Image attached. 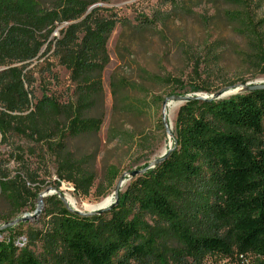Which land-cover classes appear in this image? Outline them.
I'll return each mask as SVG.
<instances>
[{"label": "trees", "instance_id": "1", "mask_svg": "<svg viewBox=\"0 0 264 264\" xmlns=\"http://www.w3.org/2000/svg\"><path fill=\"white\" fill-rule=\"evenodd\" d=\"M112 1L0 0V143L17 155L25 150L14 140L36 145L30 152L49 154L59 182L82 198L97 180L88 165L96 153L79 158L70 146L96 138L103 124L107 44L123 21L97 5ZM225 1L237 8L227 20L261 60L264 22L252 11L264 0ZM49 53L75 86L65 102L47 86L58 81ZM146 109L140 102L124 106L133 113ZM174 143L170 155L132 179L118 205L102 215L81 217L57 196L45 199L41 229L0 236V264H264V90L188 101L178 111ZM24 173L37 183L32 170ZM119 175L110 166L99 195L112 190ZM26 184L22 174L0 177L13 216L41 192ZM37 243L41 253L32 248Z\"/></svg>", "mask_w": 264, "mask_h": 264}, {"label": "rangeland", "instance_id": "2", "mask_svg": "<svg viewBox=\"0 0 264 264\" xmlns=\"http://www.w3.org/2000/svg\"><path fill=\"white\" fill-rule=\"evenodd\" d=\"M97 7L103 14H116L123 24L116 26L107 44L110 64L102 75L104 118L100 132L89 142L70 146L79 158L96 153L88 164L97 177L95 186L88 198H82L76 195L72 185L59 182L54 159L49 154L39 150L30 152L36 145L14 140L16 147L22 146L25 150L23 155H17L15 147L0 143V177L22 174L30 192L41 190L37 198H30V205L15 216L10 203L0 194V227L41 209L36 219L12 227L15 231L0 234L2 237L43 227L47 206L38 208V203L40 195L48 189L52 190L47 198L60 193L67 201L68 198L74 200L78 211L83 213L95 211L84 209L100 207L109 197L113 202L114 189L124 174L142 170L173 146L174 138L167 136L162 123L166 98L210 97L225 91L222 99H226L242 86L264 84V58L257 59L249 40L227 20V13L237 8L225 0H117ZM252 12L258 21L264 22V1L256 3ZM53 36L58 37L59 30ZM51 53L46 58L53 64L58 81L48 80L47 86L51 94L65 102L75 86L70 81V73L58 65ZM126 85H133L135 89ZM138 102L147 104L144 114L124 111L126 104ZM170 105H175L171 119L168 107V120L170 126L173 122L171 130L175 136L176 119L183 103L172 101ZM116 132L122 138H115ZM110 166L116 167L120 175L115 187L101 196L104 186L99 191L97 188L103 184ZM26 168L32 170L30 178L37 183L27 180ZM131 180L126 177L122 193ZM4 218L10 220L4 221ZM19 238V245L24 246L26 236ZM32 248L41 253L39 243Z\"/></svg>", "mask_w": 264, "mask_h": 264}, {"label": "water", "instance_id": "3", "mask_svg": "<svg viewBox=\"0 0 264 264\" xmlns=\"http://www.w3.org/2000/svg\"><path fill=\"white\" fill-rule=\"evenodd\" d=\"M235 89H237V87ZM259 90H264V84H254V85L242 86L241 89H238V92L236 94L251 93V92H255V91H259ZM224 92L215 93V94L211 95L210 97H208V96H194V97L171 96V97L166 98L165 101L163 102V107H162V123H163V126L165 128L167 136L169 138H174V134L171 130V126H170V123L168 120V107L172 101L182 102L183 104L187 103L188 101L210 102L213 100L222 99V96L225 94ZM174 144L176 145V143H174ZM172 150H173V146L170 147V149L162 157H160L157 160L150 163L145 169L124 174L114 189V193H113L114 194V201L111 202L109 205H103L102 204L100 207H98L93 212L83 213L81 211L75 210L74 208H72L68 204V201L66 200V198L62 194L57 193V196L65 204L67 209L75 215H79V216L85 217V218L102 215L105 212L110 211L111 209L115 208L118 205L119 194L121 192V189L123 187L124 182L126 181V177L134 179L140 175L145 174L148 170L154 169L156 166H158L161 162H163L170 155ZM51 190L52 189H48L45 193L41 194L40 198H43V199L47 198V196ZM40 205H41V208H42V206H44L43 200L40 201ZM40 213H41V209L37 210L31 216L28 215V216H25L23 218H19L17 220H14L12 222H7L4 226L0 227V231L6 230L8 228H12V227H14L20 223H23V222H28V221H30V219H36L40 215Z\"/></svg>", "mask_w": 264, "mask_h": 264}, {"label": "bare ground", "instance_id": "4", "mask_svg": "<svg viewBox=\"0 0 264 264\" xmlns=\"http://www.w3.org/2000/svg\"><path fill=\"white\" fill-rule=\"evenodd\" d=\"M170 107H169V110H170V119L172 118V114H173V112H174V110H175V105H169ZM172 128H173V122H172V126H171ZM125 184H126V182H124V184H123V187L125 186ZM69 192V191H68ZM68 197H71V196H68ZM45 199V198H44ZM41 200H43V198H40L39 199V203H38V208L41 206L40 205V201ZM68 202L72 205V208H74V209H77V210H79V208L77 207V205H76V203H75V201L74 200H72V199H69L68 198ZM112 202V197H109L105 202H104V204L103 205H109L110 203ZM98 207H87L86 209H84V210H89V211H92V210H95V209H97ZM84 210H82V211H84Z\"/></svg>", "mask_w": 264, "mask_h": 264}]
</instances>
